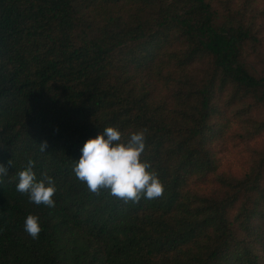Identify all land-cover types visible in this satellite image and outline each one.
<instances>
[{
  "label": "trees",
  "instance_id": "1",
  "mask_svg": "<svg viewBox=\"0 0 264 264\" xmlns=\"http://www.w3.org/2000/svg\"><path fill=\"white\" fill-rule=\"evenodd\" d=\"M108 126L147 129L160 198L76 179ZM0 164V264H264V0H0Z\"/></svg>",
  "mask_w": 264,
  "mask_h": 264
},
{
  "label": "clouds",
  "instance_id": "2",
  "mask_svg": "<svg viewBox=\"0 0 264 264\" xmlns=\"http://www.w3.org/2000/svg\"><path fill=\"white\" fill-rule=\"evenodd\" d=\"M147 129L131 131L127 139L117 127L108 126L99 135L88 139L81 149V157L76 161L73 172L78 181L86 184L87 190L99 195L106 190L108 195L124 203H139L141 198L153 200L164 193V185L155 171L150 170V162L142 159L146 148ZM48 142L39 143V151L45 152ZM36 161L29 158L27 166L19 171L16 191L25 194L28 202L35 205L55 207L53 199L56 187L51 176L37 181L33 171ZM9 165H13L9 161ZM8 175V167L0 164V183ZM24 231L33 240L42 231L39 217L29 214L24 222Z\"/></svg>",
  "mask_w": 264,
  "mask_h": 264
},
{
  "label": "rangeland",
  "instance_id": "3",
  "mask_svg": "<svg viewBox=\"0 0 264 264\" xmlns=\"http://www.w3.org/2000/svg\"><path fill=\"white\" fill-rule=\"evenodd\" d=\"M234 152L231 150L230 152H228L226 154L225 153L222 154L223 164H226L227 168H230L231 166H233V164H240L239 159L237 157V152H235V153ZM235 169H237V168H235Z\"/></svg>",
  "mask_w": 264,
  "mask_h": 264
}]
</instances>
